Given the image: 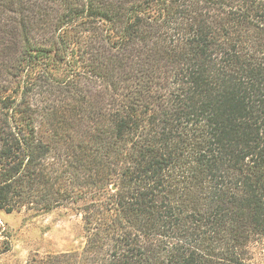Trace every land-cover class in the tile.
Masks as SVG:
<instances>
[{"label": "trees", "instance_id": "trees-1", "mask_svg": "<svg viewBox=\"0 0 264 264\" xmlns=\"http://www.w3.org/2000/svg\"><path fill=\"white\" fill-rule=\"evenodd\" d=\"M65 205L27 264H254L264 0H0V208Z\"/></svg>", "mask_w": 264, "mask_h": 264}, {"label": "rangeland", "instance_id": "rangeland-1", "mask_svg": "<svg viewBox=\"0 0 264 264\" xmlns=\"http://www.w3.org/2000/svg\"><path fill=\"white\" fill-rule=\"evenodd\" d=\"M86 237L75 205L50 209L0 208V264H27L32 255L80 250ZM254 264H264V240L254 248Z\"/></svg>", "mask_w": 264, "mask_h": 264}]
</instances>
